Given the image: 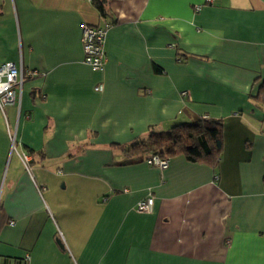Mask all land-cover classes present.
I'll return each mask as SVG.
<instances>
[{
    "label": "crops",
    "instance_id": "1",
    "mask_svg": "<svg viewBox=\"0 0 264 264\" xmlns=\"http://www.w3.org/2000/svg\"><path fill=\"white\" fill-rule=\"evenodd\" d=\"M204 2L0 0L23 76L0 106V264H264V0ZM82 22L112 23L104 70ZM200 116L224 119L217 168L129 149Z\"/></svg>",
    "mask_w": 264,
    "mask_h": 264
},
{
    "label": "trees",
    "instance_id": "2",
    "mask_svg": "<svg viewBox=\"0 0 264 264\" xmlns=\"http://www.w3.org/2000/svg\"><path fill=\"white\" fill-rule=\"evenodd\" d=\"M103 16L108 15L106 0H93ZM211 3H204L203 6ZM264 107V78L254 97ZM224 148V119L200 116L192 122L176 123L167 133L152 132L146 140L130 146L133 154L149 152L163 157L184 155L191 162H204L217 168ZM138 150V151H137ZM148 164V163H147Z\"/></svg>",
    "mask_w": 264,
    "mask_h": 264
},
{
    "label": "built area",
    "instance_id": "3",
    "mask_svg": "<svg viewBox=\"0 0 264 264\" xmlns=\"http://www.w3.org/2000/svg\"><path fill=\"white\" fill-rule=\"evenodd\" d=\"M214 0H205L204 3H212ZM203 4H198L195 9L199 11ZM112 23L92 25L82 22L80 27L82 31V43L84 48V62L94 71L104 70L107 62L106 42L107 34ZM18 66L13 61H6L0 63V106L3 108L6 104H13L16 98L15 86L20 84L22 86L23 76ZM103 84H100L97 89L102 90ZM187 94V92H184ZM22 159L30 170L31 156L27 153L22 154ZM147 163L151 166L157 167L161 170L168 168L170 159L163 157L160 154H153L147 159ZM42 189V188H40ZM155 204V197L149 193L145 198L137 203V211L139 212H152ZM14 224V221L11 222ZM29 258V256H27Z\"/></svg>",
    "mask_w": 264,
    "mask_h": 264
},
{
    "label": "water",
    "instance_id": "4",
    "mask_svg": "<svg viewBox=\"0 0 264 264\" xmlns=\"http://www.w3.org/2000/svg\"><path fill=\"white\" fill-rule=\"evenodd\" d=\"M58 242L60 243V245H61V246H63V247H64V244H63V242H62V240H61V239H59V240H58Z\"/></svg>",
    "mask_w": 264,
    "mask_h": 264
}]
</instances>
